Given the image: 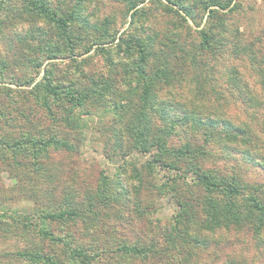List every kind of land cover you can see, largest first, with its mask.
I'll return each mask as SVG.
<instances>
[{
    "label": "trees",
    "instance_id": "1",
    "mask_svg": "<svg viewBox=\"0 0 264 264\" xmlns=\"http://www.w3.org/2000/svg\"><path fill=\"white\" fill-rule=\"evenodd\" d=\"M100 1L0 0V164L28 206L14 216L2 209L0 264H240L221 252L236 237L264 244V182L205 163L236 160L231 150L210 154L225 138L264 170L256 143L264 144V117L252 115L255 129L226 118L206 59L230 47L264 87V41L242 43L230 17L235 0H112L122 7L120 26L97 14ZM96 57L102 63L92 68ZM220 74L250 107L263 106L241 92L237 70ZM213 98L223 102L201 104ZM93 108L110 114L104 145L120 165L76 196L61 188L53 154L77 153L81 116H96ZM43 111L56 131L40 127ZM134 154L147 159L138 164ZM165 197L176 213L162 227L152 215Z\"/></svg>",
    "mask_w": 264,
    "mask_h": 264
},
{
    "label": "rangeland",
    "instance_id": "2",
    "mask_svg": "<svg viewBox=\"0 0 264 264\" xmlns=\"http://www.w3.org/2000/svg\"><path fill=\"white\" fill-rule=\"evenodd\" d=\"M147 1L148 0H146V2ZM235 1L238 9L230 17L231 23H233L232 27L238 26L239 28V32L241 34L240 39L243 40H241L242 43L248 44L249 42H255L259 39L264 41V0ZM100 2L104 3L103 6L97 5L99 7L97 14L101 17L107 14H113L116 18V26H120L122 23L121 5L113 3L112 0H101ZM147 5H149V3ZM150 10H152V6ZM152 14L158 18L154 22L161 23L163 21L164 17H162L160 14L155 12H152ZM189 25L192 28L194 26L193 23H189ZM121 31L123 30L121 29L120 32ZM224 50V53L218 52L215 54L216 59L212 58V56L206 59L208 64L207 69L209 71L210 78H212L211 84L213 85L211 88L222 93V95L225 93L224 99L227 103V106L224 105L223 108L225 109L224 113L226 118H229L236 125H249L253 129L255 120H251L253 117L252 115L257 113V117L258 115L262 116V118L264 117V87L260 83V77L258 73L253 72V69L250 67L248 61L245 58L240 59L239 56L233 55L230 47H226ZM101 63V58H92V68H98ZM224 69L237 70L238 75L242 79L241 84H239L242 89L241 92L246 89L256 93L257 96H259V98L262 100L263 106L261 108L250 107L247 103L248 101L242 99L240 96L238 97L236 94L237 90L235 91V89L232 88L229 83L225 82L226 79L221 76L220 72ZM14 74H18L17 71H15ZM211 88H209V91H212ZM204 102L205 103L201 104H204L205 108L206 104H208L209 109H214L220 105L219 103H222L223 101H216L214 99L210 102H208V100L207 102L204 100ZM92 110L96 116H81V118L83 117L82 119L86 125V128L83 130L85 137H83L80 142H77L76 145H74L76 150H78L77 153L53 154L54 161L56 162L55 165L58 166V168L60 167L62 170L61 172H57L53 169L56 172V176L62 177L64 180L61 188L65 189V191L69 193L74 192L76 196L77 191L81 190L82 188H89L93 190L97 184L99 177L98 175L100 172L103 171L106 173V175L111 177L115 174L118 166L120 165V158L116 156L113 148H108L107 146L106 148L104 145V129L107 127L110 114L104 116L103 113H100L102 111L99 112L97 108H93ZM38 114V117H41L40 127H45V130L48 133L56 131V127L54 126L51 118L45 116L44 111L42 114ZM257 134L262 140H264V135L258 132ZM75 136L76 135H73L74 139ZM256 143L259 144V149L262 148L261 153L264 155V144L262 145L261 142L257 141ZM212 147L213 148L210 154L216 153L221 156V153L225 154V151H223L224 149L231 150L234 153L233 156L236 158V160L234 161L228 159L226 162L216 163V159L211 158L206 161L205 167L213 168L215 165V168H213L214 171L218 170L220 172H223L224 170L229 172L230 168H232L236 171V173L244 176V180L248 184L253 182H264V170L244 161L242 156H239L241 150H245L246 146H236L235 144H230L225 138H223L221 143L215 142ZM104 156L113 157L114 159L108 160V158ZM145 159H147L146 156L138 154H134L129 157V160H136L138 161V164H143ZM158 171L160 172V175L163 173L159 169ZM14 184L15 179H12L0 164V198L3 199L1 200L2 204L0 203V215L2 214V209L9 208L10 212L8 215L11 214L14 216V213H17L21 209L28 207L24 201L19 202L14 198V195L16 194V191L13 189L15 188L13 187ZM158 202L160 203H156L155 206L156 210L158 209V212L152 215V219L160 221L163 227L168 223L171 215L176 213V205L170 197H165L164 199L161 198L158 200ZM109 225H112V219H109L106 223V227L108 229L111 228ZM126 231L125 233H127ZM58 234L60 236L66 235V226H64V229L59 231ZM127 236L131 241L136 238L130 235ZM232 240L233 242L230 241L231 244L229 243V247L221 252H224L222 258L227 253L226 251L231 250L233 256L240 261V264H264V244L258 246L248 236L236 237ZM10 244L11 245L9 246L12 247V245L15 244V241L11 240ZM21 244L23 245L24 243H18V246H21ZM221 264H223V262Z\"/></svg>",
    "mask_w": 264,
    "mask_h": 264
}]
</instances>
